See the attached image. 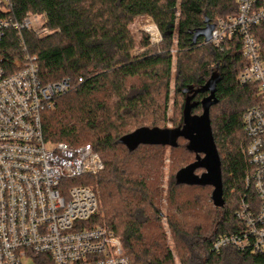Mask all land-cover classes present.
<instances>
[{"label":"trees","instance_id":"trees-1","mask_svg":"<svg viewBox=\"0 0 264 264\" xmlns=\"http://www.w3.org/2000/svg\"><path fill=\"white\" fill-rule=\"evenodd\" d=\"M13 2L14 8L7 16L16 21L29 14L47 16L50 35L37 40L31 32L24 34L27 55L37 58L40 80L49 84L68 79L76 86L58 99L54 109L43 113L45 141L74 147L89 145L104 164V170L97 175L71 181L99 191L101 209L93 217L92 225L113 230L131 264H176L160 225V185L166 147L139 145L131 150L123 142L142 129H168L160 126L159 119L163 117L164 121L166 115L176 36V82L185 101L181 106L182 119L174 129L183 126L189 97L195 105L191 114H202L201 101L208 93L196 92L216 75L218 104L211 108L210 120L221 160L225 200L224 208H216L213 203L212 208L209 198L197 193L212 187L178 186L171 178L168 204L175 212H169L168 225L181 264H264V256L233 247L213 251L220 236L236 234L240 227L236 212L248 193L246 176L251 171L242 150L247 143L243 116L260 103L258 90L237 83V75L246 63L239 37L228 41L224 51L205 44L203 39L194 46L192 40L207 19L216 24L220 19L237 16L239 0ZM138 17H150L157 25L163 38L158 52L150 50L133 56L136 44L129 26ZM142 28L151 31L146 26ZM254 33L264 58V26ZM0 55L5 58L7 69L8 62L24 59L14 31L10 30L0 41ZM162 90L163 105L159 104ZM222 105L226 108L214 117L213 111ZM180 141L186 146L180 145ZM187 146L186 140L179 139L172 150L183 149L196 160ZM191 192L193 197H188Z\"/></svg>","mask_w":264,"mask_h":264},{"label":"built area","instance_id":"built-area-1","mask_svg":"<svg viewBox=\"0 0 264 264\" xmlns=\"http://www.w3.org/2000/svg\"><path fill=\"white\" fill-rule=\"evenodd\" d=\"M13 0H0V41L14 31L24 59L8 62L0 55V264H131L121 239L108 227L92 225L100 200L86 186L71 181L104 170L100 156L89 146L49 144L42 115L75 84L64 79L44 84L37 58L27 55L24 34L37 40L51 34L45 14L21 21L7 16ZM264 26V0H239L238 15L214 24L205 44L224 51L239 37L245 65L237 75L242 87L255 86L260 103L243 116L247 143L243 153L251 171L248 193L236 212L239 230L220 236L213 251L233 247L264 256V58L254 30ZM83 81L80 80V83Z\"/></svg>","mask_w":264,"mask_h":264},{"label":"water","instance_id":"water-1","mask_svg":"<svg viewBox=\"0 0 264 264\" xmlns=\"http://www.w3.org/2000/svg\"><path fill=\"white\" fill-rule=\"evenodd\" d=\"M214 24L208 19L205 27L196 31L193 35V45L200 39L208 43L212 38ZM218 77L214 75L212 79L197 93L209 95L201 101L202 114L192 115V97L186 100L183 113V126L178 129L149 130L142 129L123 139V142L131 149L139 145H157L170 148L178 146L179 139L188 142V151L196 155L194 163L181 169L176 175L178 186L212 187L213 193L211 201L216 208H224V192L221 170V160L213 137L210 120V110L218 104L216 98ZM198 170H203L202 175H197Z\"/></svg>","mask_w":264,"mask_h":264},{"label":"rangeland","instance_id":"rangeland-1","mask_svg":"<svg viewBox=\"0 0 264 264\" xmlns=\"http://www.w3.org/2000/svg\"><path fill=\"white\" fill-rule=\"evenodd\" d=\"M138 20L140 22H138ZM144 23V25H142ZM142 25V26H140ZM148 27L151 29V31L148 33L145 30H143L142 27ZM156 26V27H155ZM157 28V29H156ZM129 30L132 34V37L135 41L136 44V49L133 52L134 57L141 56L145 54L147 51L150 50H155L158 52L161 50V47L163 45V38L158 30L157 25L153 21L152 18L150 17H138L134 19L132 24L129 26ZM154 35L153 36L151 35ZM155 39V40H154ZM146 44L148 45L146 47ZM173 50L172 53L174 55V60H173V68H172V78L170 82V87H169V92H168V101L166 105V115L164 121H161L163 117H160L159 123L161 124L160 126L163 128H168V129H174L178 127V124L180 123L182 119V108L181 106L184 105V98L181 95V93L178 92V85L176 82V66H177V50L176 45H177V37L175 36L174 42H173ZM164 99H165V92L162 90L161 92V97H160V103L159 104H164ZM163 107L161 112H163ZM226 108L225 105H222L221 107L215 109L213 111V116L217 117L220 114H222L223 109ZM151 119V117H150ZM180 145L183 147L186 146V143L184 141H180ZM245 146V145H244ZM242 145V147H244ZM195 161V156H189L186 155L183 152V149H179V151L174 152L172 148L166 147L164 150V157H163V162H162V178H161V185H160V190H161V215H160V225L162 226V230L164 234L166 235V243L168 247L172 250V253L174 255L175 263L176 264H181L179 254L175 248V243L174 239L172 236V232L170 230V227L168 225V214L169 212H175L172 211L169 207L168 204V192H169V185L173 181H175V176L178 170H180L183 167H186L187 165L193 163ZM204 172L202 170H199L197 172L198 175H202ZM172 178V179H171ZM75 183L71 182V186H74ZM99 200H100V194L99 191H96ZM201 194L204 197H208L209 204L211 203V207L213 208L212 201H211V196L213 193V188H206L204 191H199L197 192ZM188 197H193V193L191 192L188 194ZM101 200H100V208L101 209ZM98 211V212H99ZM32 262V261H30ZM30 262H28L30 264Z\"/></svg>","mask_w":264,"mask_h":264},{"label":"bare ground","instance_id":"bare-ground-1","mask_svg":"<svg viewBox=\"0 0 264 264\" xmlns=\"http://www.w3.org/2000/svg\"><path fill=\"white\" fill-rule=\"evenodd\" d=\"M152 36H153V38H154V35L153 34H151ZM155 40V39H154Z\"/></svg>","mask_w":264,"mask_h":264},{"label":"flooded vegetation","instance_id":"flooded-vegetation-1","mask_svg":"<svg viewBox=\"0 0 264 264\" xmlns=\"http://www.w3.org/2000/svg\"><path fill=\"white\" fill-rule=\"evenodd\" d=\"M208 95H209V94H208ZM206 97H207V96H206ZM198 171H199V170H198ZM198 171H197V172H198ZM197 172H196V173H197ZM197 175H198V174H197Z\"/></svg>","mask_w":264,"mask_h":264}]
</instances>
